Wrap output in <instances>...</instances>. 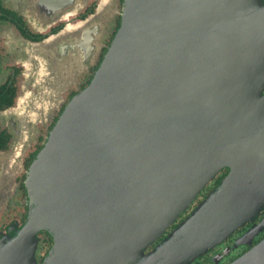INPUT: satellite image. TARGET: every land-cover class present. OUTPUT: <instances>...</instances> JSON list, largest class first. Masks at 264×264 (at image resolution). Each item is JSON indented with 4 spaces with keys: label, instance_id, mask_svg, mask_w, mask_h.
I'll list each match as a JSON object with an SVG mask.
<instances>
[{
    "label": "water",
    "instance_id": "1",
    "mask_svg": "<svg viewBox=\"0 0 264 264\" xmlns=\"http://www.w3.org/2000/svg\"><path fill=\"white\" fill-rule=\"evenodd\" d=\"M109 5L73 28L75 68L83 36L85 61L98 58ZM263 90L264 0H124L29 168L27 218L0 238V264H35L41 232L54 242L44 264L136 263L227 169L147 258L181 264L222 242L264 205ZM232 264H264V240Z\"/></svg>",
    "mask_w": 264,
    "mask_h": 264
},
{
    "label": "flooded vegetation",
    "instance_id": "2",
    "mask_svg": "<svg viewBox=\"0 0 264 264\" xmlns=\"http://www.w3.org/2000/svg\"><path fill=\"white\" fill-rule=\"evenodd\" d=\"M103 1L0 0V238L7 234L15 235L26 221L25 182L29 168L63 109L92 79L118 30L124 0H117V11L109 5L110 13L107 12V16L101 19L103 26L98 32L103 45L99 48L95 64L88 65L89 59L84 62L88 65L87 69L79 66L78 70L63 74L60 86L62 98H57L53 93L49 96L48 91L40 92L43 88L56 90L60 82L57 72L54 75L52 69H46L40 63L32 67L38 55L28 46L41 44L68 32L64 49L69 56L75 48L73 28L96 14ZM9 31L15 38H11ZM85 43L88 40L83 36V49L88 48ZM58 49L64 52L62 48ZM83 53L89 56L87 51ZM13 58H16V62H13ZM227 173L228 170L224 169L208 183L188 209L150 244L144 251V257L131 264H166L164 261H151L147 256L222 182ZM38 238L35 264H44L54 242L45 232L39 233ZM263 240L264 205L251 220L236 228L222 242L194 260L181 264H232Z\"/></svg>",
    "mask_w": 264,
    "mask_h": 264
},
{
    "label": "rangeland",
    "instance_id": "3",
    "mask_svg": "<svg viewBox=\"0 0 264 264\" xmlns=\"http://www.w3.org/2000/svg\"><path fill=\"white\" fill-rule=\"evenodd\" d=\"M105 1V0H104ZM104 1L102 2V4L100 5V7L104 4ZM117 0H110V5H111V9L114 7V11H117ZM110 9V8H109ZM110 13V11H108V14ZM106 16H107V14H106ZM103 26V25H102ZM104 28V27H103ZM11 31H9L8 33H10ZM68 32H63L62 34H65L66 36L68 35L67 34ZM10 35H11V38H15V35L13 34V33H10ZM57 37V36H56ZM56 37H54L53 39L51 38V39H49L48 41H51L52 40V43H54L53 45H52V47L50 48V50H48V51H46L45 49H39V50H35V49H32V48H30V46H28L31 50H34V51H36V53H37V55H38V57L37 58H35L34 60H33V62H32V67H34V66H37V65H39V63H40V65H43L44 67H46V68H50V69H52V72H53V74L55 75V72H57V75H58V80H59V87L56 89V90H49L50 88H43V90H41L40 92H47L48 91V93H49V96H51L52 95V93H53V95H55L57 98H62V96H61V92H62V88L60 87L61 86V82H62V80H63V74L65 73V75H68V73L70 74V71H76V70H78V68L76 67H74V56H75V51H74V53H71L69 56H68V54H67V50L66 49H64L65 48V43H67V40L66 41H63V42H61V39H56ZM67 38H68V36H67ZM51 43V44H52ZM61 45H62V47H61ZM85 45H87L88 46V48L87 49H83V51L85 52V51H87V53H88V55H90V41L88 40V43L86 44L85 43ZM103 45V43H102V40H101V43H100V46H102ZM100 46H99V48H100ZM62 48V50H64V52H62V51H60L58 48ZM75 50V49H74ZM83 51L82 52H80V53H78L79 55H78V60H77V62L78 61H80V63H81V65L80 66H82L83 64V62H85V58L84 57H86V55L83 53ZM52 53V54H51ZM54 54V55H53ZM63 54H65V55H63ZM96 54V51H95V53H94V55ZM14 55V54H13ZM41 56V57H40ZM68 57V58H67ZM90 57V56H89ZM94 57V56H93ZM91 57L92 59H91V61L88 63V65H91V64H95V58L96 57ZM46 59V60H45ZM55 59V60H54ZM12 60H14L13 62H16L15 60H16V58H13ZM41 62H42V64H41ZM48 62V63H47ZM53 62V63H52ZM72 63V67H69V63ZM50 63V64H49ZM88 65L85 63V66H84V68L85 69H87L88 68ZM35 68V67H34ZM76 77H77V75H75ZM262 93H264V90H263V92ZM250 139H251V141H252V143L251 144H253L254 142H253V139L251 138V136L249 137ZM255 148H259V145H255L254 146ZM220 173V172H219ZM218 173V174H219ZM246 184V183H245ZM137 259V258H136Z\"/></svg>",
    "mask_w": 264,
    "mask_h": 264
},
{
    "label": "trees",
    "instance_id": "4",
    "mask_svg": "<svg viewBox=\"0 0 264 264\" xmlns=\"http://www.w3.org/2000/svg\"><path fill=\"white\" fill-rule=\"evenodd\" d=\"M13 94H14V92H12V96H11V99H12V97H13ZM11 99H10V100H11ZM10 100H9L8 104H10V102H11Z\"/></svg>",
    "mask_w": 264,
    "mask_h": 264
},
{
    "label": "bare ground",
    "instance_id": "5",
    "mask_svg": "<svg viewBox=\"0 0 264 264\" xmlns=\"http://www.w3.org/2000/svg\"><path fill=\"white\" fill-rule=\"evenodd\" d=\"M36 52V51H35ZM29 53V52H28ZM31 54V53H30ZM34 54V53H33ZM52 54V53H51ZM54 55V54H53ZM41 57V56H40ZM46 60V59H45ZM55 60V59H54ZM48 63V62H47ZM53 63V62H52ZM50 64V63H49ZM47 69V68H46ZM44 71V70H43ZM47 71V70H46ZM50 71V70H49ZM45 76V75H44Z\"/></svg>",
    "mask_w": 264,
    "mask_h": 264
}]
</instances>
